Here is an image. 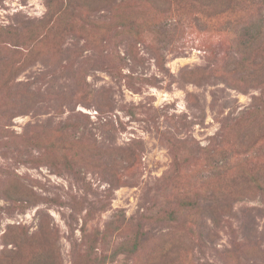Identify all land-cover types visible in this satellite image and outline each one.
Segmentation results:
<instances>
[{
    "label": "rangeland",
    "instance_id": "1",
    "mask_svg": "<svg viewBox=\"0 0 264 264\" xmlns=\"http://www.w3.org/2000/svg\"><path fill=\"white\" fill-rule=\"evenodd\" d=\"M198 9L192 0H0V264L261 256L264 69L248 81L230 74L240 56L232 16ZM257 16L241 18L254 29ZM210 194L241 200L200 248L197 210L185 204Z\"/></svg>",
    "mask_w": 264,
    "mask_h": 264
},
{
    "label": "trees",
    "instance_id": "2",
    "mask_svg": "<svg viewBox=\"0 0 264 264\" xmlns=\"http://www.w3.org/2000/svg\"><path fill=\"white\" fill-rule=\"evenodd\" d=\"M194 3L197 4L198 12L201 13L202 17L205 16L206 11H215L216 15L223 14V15H231L232 20L227 21L229 24L227 25L231 28L233 32L234 43H232V48L235 49L236 52L240 53L239 58L235 60V67L229 72L232 75H240L241 80L248 81L254 73L256 72L257 68L264 69V60L261 58L262 51L264 52V6L261 7L257 0H192ZM248 10H252L253 12L258 13L256 18L257 25L253 29V20L242 19V14ZM188 12L182 11V15L188 14ZM235 15L241 16L237 17ZM209 16V14L207 15ZM193 20V19H192ZM194 20H197L194 18ZM26 23L32 24L33 21L26 20ZM24 22V23H25ZM10 27V26H8ZM236 28V29H235ZM261 42L257 44L259 41ZM256 58V59H255ZM244 72L243 73L241 72ZM258 82L262 84L260 87L264 90V73H262L263 80L259 79ZM255 78H251L250 80H254ZM79 86V85H78ZM257 102L251 105V109L246 111L245 113H249L250 111L254 110L257 111ZM264 105V102H263ZM199 149H206L201 146H198ZM216 148L207 149L208 156H215L214 152ZM215 158V157H214ZM224 160L216 159L214 165L217 168H224L225 163ZM214 166V167H215ZM249 181L256 184L258 179L254 176L249 178ZM258 188L264 193V182L263 184L258 183ZM193 201H188L185 204V207H195L197 210V226H198V241L200 248H210L212 245L215 237V231L217 229H221L227 226V220L229 218H233L235 213L233 211V205L238 200H241L238 197H220V196H213L212 194L199 197H193ZM264 202V196L261 199ZM28 202V200H25ZM174 212H170V216H174ZM252 219V218H251ZM250 219V220H251ZM245 223H240V230L242 234V238L247 241L248 234H250L254 229V227L249 224V221ZM252 222V221H250ZM247 223V224H246ZM229 229H231L229 227ZM233 230V229H232ZM234 231V230H233ZM248 231V233H247ZM232 232V231H231ZM142 239V235H137L134 237L135 243H133V248L136 247V244L139 240ZM263 248L259 254L261 256H257L253 261H250L251 264H264V244L262 245ZM240 251V246H233L230 249L223 250V253H233L238 254Z\"/></svg>",
    "mask_w": 264,
    "mask_h": 264
}]
</instances>
